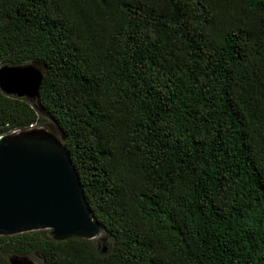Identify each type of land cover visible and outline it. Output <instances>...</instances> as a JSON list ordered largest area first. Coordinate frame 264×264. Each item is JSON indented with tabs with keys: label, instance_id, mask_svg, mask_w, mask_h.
Returning a JSON list of instances; mask_svg holds the SVG:
<instances>
[{
	"label": "trees",
	"instance_id": "trees-1",
	"mask_svg": "<svg viewBox=\"0 0 264 264\" xmlns=\"http://www.w3.org/2000/svg\"><path fill=\"white\" fill-rule=\"evenodd\" d=\"M4 65L42 79L0 135L48 117L107 240L0 236V264H264V0H0Z\"/></svg>",
	"mask_w": 264,
	"mask_h": 264
},
{
	"label": "water",
	"instance_id": "water-1",
	"mask_svg": "<svg viewBox=\"0 0 264 264\" xmlns=\"http://www.w3.org/2000/svg\"><path fill=\"white\" fill-rule=\"evenodd\" d=\"M41 73L32 66H0V91L33 101ZM50 230L53 240H92L94 221L78 175L61 141L43 129L0 135V236ZM9 264H32L9 257Z\"/></svg>",
	"mask_w": 264,
	"mask_h": 264
},
{
	"label": "rangeland",
	"instance_id": "rangeland-1",
	"mask_svg": "<svg viewBox=\"0 0 264 264\" xmlns=\"http://www.w3.org/2000/svg\"><path fill=\"white\" fill-rule=\"evenodd\" d=\"M42 119L40 121H38L34 127L36 129H43V130H47L49 132H51L53 135H55L58 139H59V132L57 131L55 125L53 124V122L46 116H44L43 114H40ZM97 240H104L106 241V237L105 235L100 231L99 235L96 236ZM9 258V256H8ZM29 260L32 262V264H40L41 258L39 256V254H34L32 256V258H29Z\"/></svg>",
	"mask_w": 264,
	"mask_h": 264
},
{
	"label": "built area",
	"instance_id": "built-area-1",
	"mask_svg": "<svg viewBox=\"0 0 264 264\" xmlns=\"http://www.w3.org/2000/svg\"><path fill=\"white\" fill-rule=\"evenodd\" d=\"M29 128H30V129H33V125H30Z\"/></svg>",
	"mask_w": 264,
	"mask_h": 264
}]
</instances>
